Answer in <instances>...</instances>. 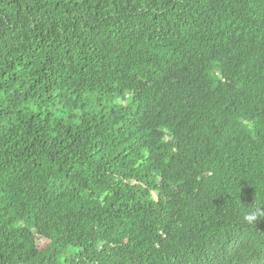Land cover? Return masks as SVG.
I'll list each match as a JSON object with an SVG mask.
<instances>
[{
  "label": "trees",
  "instance_id": "16d2710c",
  "mask_svg": "<svg viewBox=\"0 0 264 264\" xmlns=\"http://www.w3.org/2000/svg\"><path fill=\"white\" fill-rule=\"evenodd\" d=\"M0 264H264V0H0Z\"/></svg>",
  "mask_w": 264,
  "mask_h": 264
},
{
  "label": "clouds",
  "instance_id": "9594fccd",
  "mask_svg": "<svg viewBox=\"0 0 264 264\" xmlns=\"http://www.w3.org/2000/svg\"><path fill=\"white\" fill-rule=\"evenodd\" d=\"M252 219H253V218H249V222H251V221H252Z\"/></svg>",
  "mask_w": 264,
  "mask_h": 264
}]
</instances>
